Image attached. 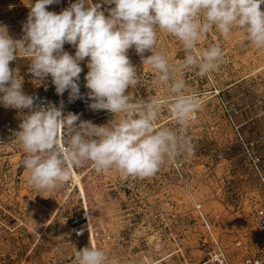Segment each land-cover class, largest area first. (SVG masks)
Wrapping results in <instances>:
<instances>
[{
  "label": "clouds",
  "instance_id": "clouds-1",
  "mask_svg": "<svg viewBox=\"0 0 264 264\" xmlns=\"http://www.w3.org/2000/svg\"><path fill=\"white\" fill-rule=\"evenodd\" d=\"M58 2L29 0L20 39L0 25V105L21 115L14 136L25 154L28 183L37 190L62 187L73 169L89 164L97 172L115 170L124 178L146 179L169 161L191 158L196 146L187 128L201 103L187 91L183 74L195 70L206 77L225 60L219 44L197 45L213 30L227 38L239 29L251 47L264 51V0H103L114 5L107 15L101 3L75 0L59 13L47 10ZM161 34L178 39L183 60L170 61L156 51ZM65 44L75 49L74 55L64 50ZM133 48L156 74L164 96L139 94L142 75L128 55ZM18 58L30 61L29 71L38 81L51 77L58 96L67 91L69 102L86 100L90 110L111 118L102 125L83 120L65 112L63 100L59 106L37 105V97L23 91L19 70L10 68ZM85 60L86 96L79 85ZM164 112L173 126L159 123ZM74 264H108V257L86 246L77 251Z\"/></svg>",
  "mask_w": 264,
  "mask_h": 264
},
{
  "label": "rangeland",
  "instance_id": "rangeland-1",
  "mask_svg": "<svg viewBox=\"0 0 264 264\" xmlns=\"http://www.w3.org/2000/svg\"><path fill=\"white\" fill-rule=\"evenodd\" d=\"M28 3L29 0H0V25L6 26L15 39L24 35L22 25L30 11ZM30 3L34 4L35 0ZM58 3L47 6V10L56 12ZM92 3H101L105 15L108 8L114 7L103 4V0H92ZM261 7L264 9V5ZM212 44H219L224 51L221 67L206 77H200L195 70L183 74L187 91L197 94L200 100L198 113H201L202 124L208 126L201 131V137L206 143L208 138L215 137L220 145L231 140L234 144L232 132L226 128L225 132L223 128L214 131L204 119L210 110L219 107V100H223L240 109L239 132L247 139H256L264 157V51L251 47L239 29L227 38L213 30L197 47L203 49ZM156 51H163L170 61L179 62L184 58L181 43L169 35L159 36ZM150 54L145 53V56ZM128 55L138 75H142L139 94L164 96L163 88L155 83L156 74L142 64L134 48ZM29 67L30 61L26 58L10 63V68L18 69L20 76ZM235 148L237 150V146ZM5 154L0 150V264H46L54 245L60 241L57 237L64 235L65 224L60 216H48L44 212V203L37 198L38 193L44 192L28 183V170L17 178L19 175L14 173ZM170 163L172 161L151 178H132L137 191L131 196L117 194L114 188L123 179L131 178H124L115 170L94 174L88 188L93 221L103 230L119 233L125 239L124 247L112 264H204L198 243L199 235L206 230L196 219L189 193L201 202L212 232L229 254L232 240L243 237L248 231L250 224L245 214H240L241 210H237L232 200L221 197L224 183L218 178L221 176L219 168H201V183L194 182L189 189L186 183L175 178ZM254 186L253 182L245 188L250 190Z\"/></svg>",
  "mask_w": 264,
  "mask_h": 264
},
{
  "label": "built area",
  "instance_id": "built-area-1",
  "mask_svg": "<svg viewBox=\"0 0 264 264\" xmlns=\"http://www.w3.org/2000/svg\"><path fill=\"white\" fill-rule=\"evenodd\" d=\"M74 1L59 0L55 8L56 13L69 7ZM64 50L74 55L75 49L71 45L65 44ZM86 65L87 60L81 62L83 71L79 81L81 93L85 96L88 92L84 80L88 72ZM21 77L23 91L25 94L37 97V105L53 103L59 106L60 101L63 100L64 111L80 114L83 120H91L97 125H102L111 118L104 111L90 110L86 100L78 99L75 102H69L67 91L63 96H58L51 77L38 81L29 69L25 70ZM219 101V107L210 110L204 119L208 120L210 128L214 131L222 128L224 131L226 128L232 132L235 137L234 144L231 140L220 145L215 137L208 138L206 143L201 137V131L207 130L208 126L202 124L201 113H198L197 118L191 121L187 128L188 135L192 137L196 146L195 155L191 158H178L170 164H172L175 178L183 184L186 183L189 189L192 183H201V168L206 170L210 167H215L216 170L219 168L221 176L218 178L221 183H224V192L221 197L232 200L234 206L237 210H241L240 214H245L246 221L250 224L243 237L232 240V253L229 254L219 238L212 232L203 207L201 208V202L196 201L192 193H189L196 219L206 230L199 235L198 243L200 252L202 250L205 258L204 264H258V262L264 264V157L261 155V144L256 139L245 138L239 132L240 125L237 118L240 109L223 100ZM24 111L26 114L27 110ZM20 122L21 115L17 110L0 105V150L6 153L4 156L11 162L14 173L19 175L17 178H20V174L27 170L23 166L25 154L22 146L14 136V132L19 130ZM159 123L169 127L174 125L168 112L162 113ZM103 173L97 172L91 164L73 169L70 178L62 187L55 190H42L44 193L37 194L38 200L44 203V212L48 216L52 213L60 216L65 224L64 235L57 237L60 241L54 245L46 264H74L77 251L86 246L103 250L108 257V264L116 261V256L125 245V239L119 233L111 234L96 225L93 221V210L88 203L91 196L88 188L93 183L94 174ZM205 175L208 177L207 173ZM76 176L78 178H75ZM77 181L81 183L84 194ZM253 182L255 186L247 190L245 186ZM114 188L117 194L128 196L137 191L136 182L132 178L123 179ZM51 227L53 229V226ZM81 231L83 234L77 235Z\"/></svg>",
  "mask_w": 264,
  "mask_h": 264
},
{
  "label": "bare ground",
  "instance_id": "bare-ground-1",
  "mask_svg": "<svg viewBox=\"0 0 264 264\" xmlns=\"http://www.w3.org/2000/svg\"><path fill=\"white\" fill-rule=\"evenodd\" d=\"M75 178H78V176H76ZM78 182V181H77ZM78 185H79V187H80V189L82 190V192H83V194H84V191H83V189H82V185H81V183L80 182H78ZM52 216H53V213H52ZM53 218V217H52ZM51 219V218H50ZM50 222V221H49Z\"/></svg>",
  "mask_w": 264,
  "mask_h": 264
}]
</instances>
